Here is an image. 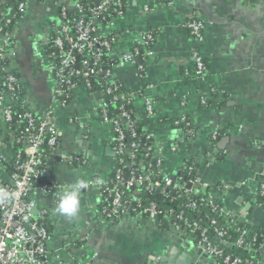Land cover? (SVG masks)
Here are the masks:
<instances>
[{"label": "crops", "instance_id": "crops-1", "mask_svg": "<svg viewBox=\"0 0 264 264\" xmlns=\"http://www.w3.org/2000/svg\"><path fill=\"white\" fill-rule=\"evenodd\" d=\"M61 2L28 4L13 32L7 62L32 112L37 117L52 112L59 144L47 157L46 179L61 185L60 193L80 180L87 186L95 178L107 181L117 157L108 155L107 148L114 152V132L99 117L100 93L91 95L78 87L66 106L54 100L56 83L44 37L58 24ZM125 4L124 15L106 30L115 39L111 80L129 94L135 120L153 138L152 156L163 160L164 177H173L185 160H193L198 165L193 187L224 184L223 190L212 191L213 199L224 214L233 216V225L260 230L263 241L258 253L264 258V208L254 202L264 168V0H126ZM193 12L205 22L201 43L185 28ZM147 32L156 40L140 73L119 58ZM193 49L207 64L202 78L191 74ZM182 117L190 120L191 138L169 122ZM4 126L0 110V141ZM214 133L220 136L216 148L210 143ZM171 146L176 151L171 152ZM219 150L224 154L221 160L216 159ZM64 154L80 156L84 164L69 165L61 160ZM87 186L80 190V207L71 218L55 212L58 199L38 192L31 196L36 214L51 211L46 218L51 228L47 264H178L185 263L183 254L200 264H218L204 252L197 254L194 240L177 233L170 223L161 228L148 219L102 220L101 191Z\"/></svg>", "mask_w": 264, "mask_h": 264}, {"label": "built area", "instance_id": "built-area-1", "mask_svg": "<svg viewBox=\"0 0 264 264\" xmlns=\"http://www.w3.org/2000/svg\"><path fill=\"white\" fill-rule=\"evenodd\" d=\"M31 1L37 0H22L18 3L16 8L18 18L13 23V28L10 31L2 33L0 28V75L2 78L0 86L4 87V90L0 92V110L2 111L4 125L6 126L13 120L12 106L21 105L23 108L21 113L16 114L18 121L22 122L21 130L18 132L11 131L7 144L4 143V140L0 141V192L9 194L8 199H0V264H47V246L51 235L43 225V221L46 222V218L51 211L43 210L36 214V205L31 196L38 192L44 197L57 200L62 189L61 185L46 179L47 159L44 161L41 151L44 145L52 150L57 145L59 136L52 121V112L49 110L44 117H37L22 98L23 92L19 87L18 77L7 70L9 54L14 44L13 32ZM80 1L62 0L58 5V24L49 28L48 34H45L44 37L46 57L56 83L54 100L61 106H66L71 100L73 90L78 87H83L93 95L91 93V80L102 74L105 81L99 83V93L111 97L109 104L116 105L119 102L129 104V94L120 85L112 82V70L102 71L99 67L102 56L114 60L115 39L110 37L106 30L114 25L116 19L124 15L121 10L124 1L98 0L95 2V6L89 8L82 5ZM110 11L115 13V16L106 20V16L111 14ZM7 12L6 10L3 14L6 15ZM4 24H11V18L5 19ZM185 28L196 43L203 41L205 22L199 12L191 14L185 23ZM155 40L156 35L152 32L142 34L134 49L130 53L122 54L119 58L120 61L134 65L140 73H143L145 66L143 64L138 65L137 60H147L152 56L151 48ZM139 46L146 48V51L140 54ZM190 58L192 62L191 74L194 77L202 78L207 72V66L200 52L193 49ZM189 74L188 71H185L186 76ZM18 90L22 92L19 95L17 94ZM201 103L205 104V100L202 99ZM106 106L103 102L100 103L98 114L104 124L111 125L113 128L114 152L116 156L123 154V152L130 154V165L133 166L132 160L134 159V153L137 151V145L135 142H132L130 146L125 144V133L118 120L109 116ZM146 109L148 114L151 115L152 105L149 101L146 103ZM118 111L119 118L127 124L128 129H131L135 123L133 114L126 110L123 105L118 106ZM184 120L185 117H182L179 122ZM70 121L78 122V119L71 118ZM186 134L191 136L192 132L186 131ZM217 136L218 134L214 133L212 138ZM130 137H134L132 131ZM13 145H19V148L15 154L16 161L13 171L10 172L8 165L13 159L11 151ZM149 149L151 150V148ZM126 150H129V152H126ZM170 151H176V147L171 146ZM61 160L69 165H72L73 162L83 161L80 156L65 154ZM119 162L121 163L122 159ZM163 164L161 158L156 159L155 165L157 168H163ZM259 178L261 190L263 191L264 170L259 173ZM195 183L189 181L179 186L174 184L171 178H163L164 187L184 189L185 194H190V190ZM187 184H191L190 190L186 189ZM160 185V182H152L148 176L131 175L126 179L123 177L122 171L116 169L115 179L111 184L100 178H95L87 187L94 186L101 191L102 202L109 204V207L100 212L103 215L101 219L111 220L112 218L124 216L127 211L123 203L125 190L144 188L152 191ZM199 187L204 189L207 188V185H199ZM103 191L107 193V196L103 194ZM193 207L194 205L191 203L184 205L186 209ZM219 211L224 213V210L220 207ZM146 212L147 219L155 223L156 216L160 213L157 206L155 204L150 205ZM169 216L170 214L165 212L163 217L169 221ZM127 218L140 220L139 215ZM177 219L183 222L185 226L180 227L169 221L175 231L187 238H192V232H198L197 247L202 249L207 256L221 258L222 264H260L258 261L253 263L224 254L222 249L209 241L207 229H200L196 223L189 224L183 219L182 214ZM221 223L223 227L219 228L216 227V221H210L213 232L218 238H224L227 235V229L232 230L235 227L225 217L221 220ZM250 229L248 227L234 229L237 237L233 245L244 250L249 248L251 244L246 243V238L250 235Z\"/></svg>", "mask_w": 264, "mask_h": 264}, {"label": "trees", "instance_id": "trees-1", "mask_svg": "<svg viewBox=\"0 0 264 264\" xmlns=\"http://www.w3.org/2000/svg\"><path fill=\"white\" fill-rule=\"evenodd\" d=\"M22 0H7L5 3L0 4V28L2 33L6 31H10L13 28V23L17 21L18 15L16 14V8L19 2ZM42 1V0H37ZM98 0H81V4L86 6L87 8L95 6V2ZM123 6L121 10L123 13L125 12L126 7V0H123ZM8 11L6 15L3 14L4 11ZM111 13V11H110ZM115 16V13H111L110 15L106 16V20L110 19V17ZM11 18V24L6 25L4 24L5 19ZM188 20V19H187ZM110 37H113V34H110ZM146 51V48L139 46V52L140 54L144 53ZM205 62V61H204ZM115 62L114 60H110L107 57H101L99 62V67L102 69V71H105L106 69L112 70V67L114 66ZM137 64H143L141 59L137 60ZM206 64V63H205ZM207 66V64H206ZM4 74V73H3ZM5 75V74H4ZM105 79L103 78L102 74H99L97 77L93 78L91 80L92 82V94H96L100 92L99 89V83L104 82ZM4 90L3 86H0V92ZM22 92L20 90L17 91V94H21ZM102 102L107 105L106 108L108 110V114L111 118L118 120L120 127L123 129L125 133V144L127 146H130L132 142H135L137 145V151L134 153V159L133 166L130 165L131 159L130 154H127L123 152V154L116 157V169H120L123 173L124 178H129L131 175L133 176H142V177H149L152 182H160L161 185L157 188H154L152 191L145 190L144 188H138V190L135 189H129L125 190L123 194V203L126 208V213L124 216L120 218H112L111 221L117 222L120 221L122 218L127 217H133V216H140L141 220L147 219V212L146 209L149 208L150 205L155 204L157 206V209L160 211V213L156 216L155 223L159 225V227L163 228L166 227V223L172 222L176 225H179L180 227H184V223L178 221V216L180 214L183 215V219L186 220V222L190 223H196L200 229L205 228L208 231V239L212 243L216 244L220 249L224 251V254L230 255L233 258H240L242 260H248L253 263L260 262L261 264H264V258H261L260 256L256 255L259 251L260 245L262 244V233L257 228H251L250 229V235L246 238V243L251 244L249 248L240 249L233 245V242L236 239L237 233L234 229H241L245 228V226L242 225H234V229H227V235L224 238H218L215 233L213 232V226L210 224L211 220H214L217 222L216 227H223L221 220L225 217L228 220H232L233 216L229 214H224L219 211V207L221 208V205L217 202V200L212 198V191L214 189H224V184L219 183L216 186L208 185L207 188L201 189L193 187L190 190V194H185L184 189L178 190V189H172V187H164L163 184V173L162 170L157 168L155 165L156 159L154 156H152V150L154 146V140L151 137H148L146 134V129L144 126L140 123H138L135 118V123L131 127V129L127 128V124L123 120L119 118V111L118 106L123 105L126 110L129 112H132L131 103L125 104L123 102H119L116 105L109 104L110 103V96L103 95L102 93ZM11 111L14 114L13 120L8 123L6 126H4L3 130L4 133V143L7 144L9 142V135L11 134V131L18 132L22 128V122L18 121L16 118V114H19L23 111V108L21 105L12 106ZM180 119H172L169 122L172 123L175 128H179L183 131H193L192 125L190 123V120L185 117V120L183 122H179ZM179 122V123H177ZM131 131L134 134V137L131 138ZM192 136V135H191ZM190 135H188V138H191ZM220 136L218 135L216 138L210 137V143L213 147L216 148V144L219 140ZM57 144H59V137ZM57 146V145H56ZM19 148V145H13L11 148V151L13 153V159L8 165V170L10 172L13 171L14 165H15V154L17 152V149ZM151 148V150L149 149ZM41 151L43 153L44 161L47 159V157L51 154L52 149H49L47 146H42ZM223 151L219 150L216 156L217 160H221L224 157ZM122 159V162L120 163L119 160ZM83 161L73 162L72 165H83ZM115 169V170H116ZM115 170L114 173L110 176V178L107 180L109 184H111L115 179ZM264 170V168L262 169ZM261 170V171H262ZM198 165H196L195 161L193 160H185V162L178 167L173 177H171L174 184H177L179 186H182L184 183H188L189 181L196 182L198 179ZM261 184H259L257 188V192L254 197V202L261 207L264 208V190H261ZM103 194L107 196V193L103 191ZM186 203H191L194 205L193 208H184V205ZM109 207L108 203L102 202V204L99 207V217L102 218L103 215L100 213L104 208ZM218 207V208H217ZM166 213L170 214V220L167 221L164 219V215ZM43 225L48 229L50 235H51V228L49 226V223L43 221ZM190 232V231H189ZM190 234V233H189ZM192 239L195 243H197L199 236L198 232H192ZM210 257V256H208ZM218 264H222L221 258H213Z\"/></svg>", "mask_w": 264, "mask_h": 264}, {"label": "clouds", "instance_id": "clouds-1", "mask_svg": "<svg viewBox=\"0 0 264 264\" xmlns=\"http://www.w3.org/2000/svg\"><path fill=\"white\" fill-rule=\"evenodd\" d=\"M87 186L83 180L78 181L71 188L64 190L58 195L55 212L66 217H75L80 207V190ZM9 194L0 192V199H8Z\"/></svg>", "mask_w": 264, "mask_h": 264}, {"label": "water", "instance_id": "water-1", "mask_svg": "<svg viewBox=\"0 0 264 264\" xmlns=\"http://www.w3.org/2000/svg\"><path fill=\"white\" fill-rule=\"evenodd\" d=\"M107 150H108V152H109V156H111V157H114L115 156V153L111 150V148H107ZM126 152H129V150H126ZM191 184H187V186H186V189L187 190H190L191 189ZM203 253V251H202V249H198V251H197V254H202ZM205 254V253H204ZM184 255V261H185V263H182L181 261L180 262H178V264H200V263H198V262H195V261H193L192 259H190L189 257H187L185 254H183ZM256 255H258V256H260L259 255V253H257ZM182 258H183V256H182Z\"/></svg>", "mask_w": 264, "mask_h": 264}, {"label": "rangeland", "instance_id": "rangeland-1", "mask_svg": "<svg viewBox=\"0 0 264 264\" xmlns=\"http://www.w3.org/2000/svg\"><path fill=\"white\" fill-rule=\"evenodd\" d=\"M42 51V50H41Z\"/></svg>", "mask_w": 264, "mask_h": 264}]
</instances>
